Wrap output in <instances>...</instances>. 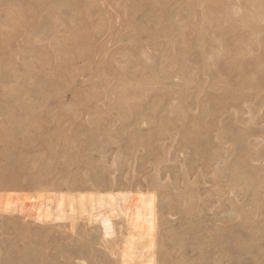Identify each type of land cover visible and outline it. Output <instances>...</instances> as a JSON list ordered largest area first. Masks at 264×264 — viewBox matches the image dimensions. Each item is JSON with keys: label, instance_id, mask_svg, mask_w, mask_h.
<instances>
[{"label": "rangeland", "instance_id": "rangeland-1", "mask_svg": "<svg viewBox=\"0 0 264 264\" xmlns=\"http://www.w3.org/2000/svg\"><path fill=\"white\" fill-rule=\"evenodd\" d=\"M119 192L157 264H264V0H0V264H120L15 210Z\"/></svg>", "mask_w": 264, "mask_h": 264}, {"label": "bare ground", "instance_id": "bare-ground-1", "mask_svg": "<svg viewBox=\"0 0 264 264\" xmlns=\"http://www.w3.org/2000/svg\"><path fill=\"white\" fill-rule=\"evenodd\" d=\"M82 197L89 201L78 208L74 200L65 194L27 196L17 199L15 210L24 218L38 215L41 220L53 217L58 221H67L72 230L83 215L89 224H97L101 228L104 239L109 243L114 242L116 236V220L122 218L123 240L118 254L120 264H157L154 253L146 245L148 239L153 237L157 221L153 197L142 195L140 199L133 200L130 193L124 192Z\"/></svg>", "mask_w": 264, "mask_h": 264}]
</instances>
